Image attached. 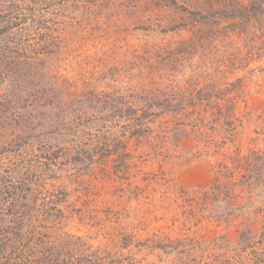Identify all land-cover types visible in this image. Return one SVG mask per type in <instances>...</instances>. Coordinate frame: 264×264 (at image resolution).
I'll return each mask as SVG.
<instances>
[{"label": "rangeland", "instance_id": "obj_1", "mask_svg": "<svg viewBox=\"0 0 264 264\" xmlns=\"http://www.w3.org/2000/svg\"><path fill=\"white\" fill-rule=\"evenodd\" d=\"M257 1L69 0L14 32L0 179L30 170L42 205L0 264H264V8L188 13Z\"/></svg>", "mask_w": 264, "mask_h": 264}, {"label": "trees", "instance_id": "obj_2", "mask_svg": "<svg viewBox=\"0 0 264 264\" xmlns=\"http://www.w3.org/2000/svg\"><path fill=\"white\" fill-rule=\"evenodd\" d=\"M14 2H18V6H13ZM58 2L60 4L57 6ZM9 3V5H8ZM223 3L216 7H210L205 9H195L194 11H188L191 17H193V20L197 21L192 22L191 26L197 25L205 20H210L214 22V24L217 25V27H227L229 29L234 30V27L241 23L243 21V18H248L252 13L251 10L257 7L264 8V0H258L257 3H251L250 6L246 5V3ZM22 5L25 9L24 11L20 9L19 5ZM43 4H45L44 8H47V12L49 15L53 14L54 11L59 9H67L69 5V0H0V65L3 68V71H0V78H3L4 74L7 71L14 70L12 69L13 63H21L24 66H29L30 60L27 59L25 56V51L21 52L25 58H20V53L16 52L13 55H11V51H9L8 48L5 47L4 44H7L9 42V38L14 35L15 31H18L20 28H22L23 31L28 30V33L31 32V28H35V26H39V20L37 19L39 8H41L40 11H43ZM249 6V7H248ZM33 8L32 10H30ZM50 8H53L54 10L49 13ZM30 10V11H29ZM189 10V9H188ZM262 14H264V10H261ZM27 14V16L25 15ZM249 15V16H248ZM2 42V43H1ZM24 52V53H23ZM17 57V58H15ZM11 64V65H10ZM10 65V68H9ZM24 74V73H23ZM19 74L15 75V73L12 74V78H16L19 80ZM105 124L107 125V122L105 121ZM80 133L77 131H74L72 133L73 136H78ZM29 139V138H28ZM25 145L26 144H34L29 143L30 141H27V138L25 137ZM42 154L43 158L48 160H51L52 157L49 155V152L51 149L47 145H42ZM22 148V147H20ZM19 148V149H20ZM40 148V147H39ZM40 149V150H41ZM59 149H61L59 147ZM15 153L18 152V149H15ZM56 150V149H55ZM54 150V151H55ZM72 150L75 152H78L79 148L72 145ZM58 151V150H56ZM44 152V153H43ZM63 152V151H62ZM71 156V155H70ZM78 156V155H75ZM75 158V157H73ZM53 159H55L53 157ZM27 161V157H24V163ZM39 168L42 166V164H39ZM24 167V166H23ZM47 167V166H46ZM20 169V168H16ZM7 170V169H6ZM8 170H14V169H8ZM21 170V169H20ZM26 171L25 176H13L9 175V177L1 176L0 179V220L4 223V227L1 230L0 229V255L3 254V251L7 250L9 247H13L14 242H18V235H13L11 233V229L14 228L13 225H16L15 229L19 231H23L24 228H27V222L28 220L32 219V222L34 218H38L40 204L39 199L36 195V189H40L43 185L40 184V181L36 179H31L28 173H30V170L24 169ZM2 208H4L6 211L4 214H2ZM2 218V219H1ZM30 223V222H29ZM34 234V232L32 231ZM48 235V234H47ZM47 242L51 245V248H47L46 252L49 255H54L55 249L54 246H58L56 241L54 239H49ZM11 247V248H12ZM45 250V248H44ZM39 253V252H38ZM11 254L19 255L21 254V250L17 249L16 247L13 248V251ZM36 254V252H35ZM45 254V251L43 252V255ZM20 260V259H18ZM49 260V259H48ZM47 260V261H48ZM36 262V263H35ZM5 264V263H4ZM6 264H10V261H7ZM20 264H40L39 259L35 261V259L29 258L24 259L20 262Z\"/></svg>", "mask_w": 264, "mask_h": 264}]
</instances>
